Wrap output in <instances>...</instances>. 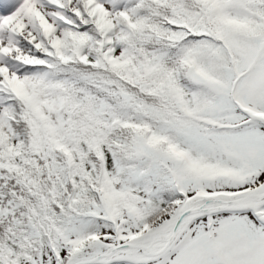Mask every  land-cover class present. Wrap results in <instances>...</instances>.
Masks as SVG:
<instances>
[{"label":"snow or ice","instance_id":"obj_1","mask_svg":"<svg viewBox=\"0 0 264 264\" xmlns=\"http://www.w3.org/2000/svg\"><path fill=\"white\" fill-rule=\"evenodd\" d=\"M0 264H264V0H0Z\"/></svg>","mask_w":264,"mask_h":264}]
</instances>
